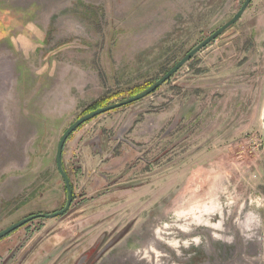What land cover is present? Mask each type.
I'll use <instances>...</instances> for the list:
<instances>
[{
	"label": "rangeland",
	"instance_id": "obj_1",
	"mask_svg": "<svg viewBox=\"0 0 264 264\" xmlns=\"http://www.w3.org/2000/svg\"><path fill=\"white\" fill-rule=\"evenodd\" d=\"M243 2L0 0V230L64 207L71 123L156 81ZM263 109L252 0L154 92L69 135V210L0 239V264H264Z\"/></svg>",
	"mask_w": 264,
	"mask_h": 264
},
{
	"label": "water",
	"instance_id": "obj_2",
	"mask_svg": "<svg viewBox=\"0 0 264 264\" xmlns=\"http://www.w3.org/2000/svg\"><path fill=\"white\" fill-rule=\"evenodd\" d=\"M251 1L252 0H244L239 10L228 21L222 24L219 28H217L205 39H203L200 43H198L194 48H192L189 52H187L181 59H179V61H177L169 70H167L163 75H161L156 81H154L146 89L137 93L134 96L128 97L121 101L114 102L112 104L100 107L89 113H86L81 117H79L78 119H76L73 123H71L62 133L58 141L56 153H55L56 168L58 173L60 174V177L64 182L65 190H66V202L64 207L52 213H46V214L38 213L23 217L15 221L14 223L10 224L6 228L0 230V239L4 238L5 236L9 235L13 231L17 230L18 228L22 227L23 225L34 219L37 218L52 219L64 215L69 210L73 199V193L69 178L67 177L62 166V150L66 139L74 130H76L83 123L89 121L90 119H93L94 117L100 114L139 101L145 98L146 96H148L149 94H151L152 92H154L157 88H159L162 84H164L172 75H174L182 66H184L193 56H195L201 49L207 46L210 42L214 41L218 36H220L230 26H232L238 19H240V17L242 16V14L244 13V11L246 10V8L248 7ZM262 127H263V139H264V109L262 114Z\"/></svg>",
	"mask_w": 264,
	"mask_h": 264
},
{
	"label": "trees",
	"instance_id": "obj_3",
	"mask_svg": "<svg viewBox=\"0 0 264 264\" xmlns=\"http://www.w3.org/2000/svg\"><path fill=\"white\" fill-rule=\"evenodd\" d=\"M152 84V83H151ZM151 84H149L148 86H150ZM148 86H146V87H144V88H142V89H138V90H136L134 93H132V95H136L137 93H139V92H141L142 90H144V89H146ZM98 107H96V108H94V107H92V108H90V109H88L86 112H84V114H86V113H88V112H90V111H92V110H95V109H97ZM81 126V125H80ZM69 137V136H68ZM67 140V139H66Z\"/></svg>",
	"mask_w": 264,
	"mask_h": 264
},
{
	"label": "flooded vegetation",
	"instance_id": "obj_4",
	"mask_svg": "<svg viewBox=\"0 0 264 264\" xmlns=\"http://www.w3.org/2000/svg\"><path fill=\"white\" fill-rule=\"evenodd\" d=\"M192 48H193V47H192ZM192 48H191V49H192ZM191 49H189L188 51H186V53L189 52ZM186 53H185V54H186Z\"/></svg>",
	"mask_w": 264,
	"mask_h": 264
}]
</instances>
